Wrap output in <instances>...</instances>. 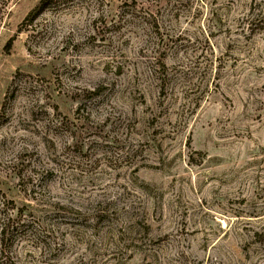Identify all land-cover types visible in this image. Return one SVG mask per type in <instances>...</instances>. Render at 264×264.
Listing matches in <instances>:
<instances>
[{"label":"rangeland","instance_id":"rangeland-1","mask_svg":"<svg viewBox=\"0 0 264 264\" xmlns=\"http://www.w3.org/2000/svg\"><path fill=\"white\" fill-rule=\"evenodd\" d=\"M0 264H264V0H0Z\"/></svg>","mask_w":264,"mask_h":264},{"label":"trees","instance_id":"trees-1","mask_svg":"<svg viewBox=\"0 0 264 264\" xmlns=\"http://www.w3.org/2000/svg\"><path fill=\"white\" fill-rule=\"evenodd\" d=\"M44 1H45V0H41V3L43 4ZM40 8H41V7H40ZM8 45H10V41H9V43L7 44V47H8Z\"/></svg>","mask_w":264,"mask_h":264}]
</instances>
